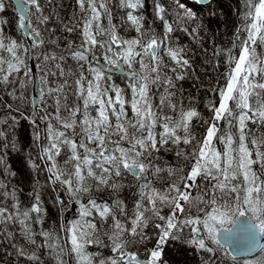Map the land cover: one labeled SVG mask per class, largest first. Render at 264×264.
<instances>
[{
	"label": "trees",
	"instance_id": "trees-1",
	"mask_svg": "<svg viewBox=\"0 0 264 264\" xmlns=\"http://www.w3.org/2000/svg\"><path fill=\"white\" fill-rule=\"evenodd\" d=\"M260 2L36 0L28 10L39 38L30 39L40 91L34 108L29 41L12 0H0V264H79L64 222L72 202L85 226L84 264H137L126 263L128 255L264 264V244L253 257L233 258L215 238L242 211L264 235L259 72L247 106L232 93L220 112L211 140L220 164L200 161L243 49L253 64L264 55V17L249 34ZM114 30L131 47L132 78L96 63L115 67ZM112 93L125 100L102 110L98 97ZM103 148L116 156L101 155ZM123 161L141 164L139 175Z\"/></svg>",
	"mask_w": 264,
	"mask_h": 264
},
{
	"label": "water",
	"instance_id": "water-1",
	"mask_svg": "<svg viewBox=\"0 0 264 264\" xmlns=\"http://www.w3.org/2000/svg\"><path fill=\"white\" fill-rule=\"evenodd\" d=\"M199 4H206L209 0H194ZM13 6L17 14L21 17V28L25 38L29 41V50H30V69L33 77V88H32V102L34 108H37L40 98L39 84L36 75L35 65L33 61V56L31 52V40L34 43L39 42V38L36 32L31 31L28 26V10L31 4H35L36 0H12ZM254 27L253 24H250V32L253 33ZM119 37L116 30L113 31L111 37V43L113 47V53L115 58H119L118 46L120 45V40H117ZM115 38L116 41L113 39ZM149 51L152 55L153 61L155 62L156 51H157V42L153 40L148 45ZM97 65L106 73L117 74V75H126L129 78H132L135 74L134 72L126 69L121 62L118 63L116 67L108 66L103 64L101 61H96ZM260 75L264 76V55L260 61V66L258 70ZM101 155L108 156L111 155L115 157V153L111 150L101 149ZM124 170L131 176L137 177L142 170V165L135 162L123 161ZM77 212V205L75 202H72L70 207L66 210L64 214L65 224L74 217ZM215 238L217 242L225 247L228 253L233 258H245L255 256L263 247L264 244V235L262 225L255 222L251 216H249L245 211L240 212L235 218L234 222L229 228L220 227L215 232ZM126 263L136 262L137 264H159L155 259L149 261L147 259H141L139 257H132L128 255L125 260Z\"/></svg>",
	"mask_w": 264,
	"mask_h": 264
},
{
	"label": "rangeland",
	"instance_id": "rangeland-1",
	"mask_svg": "<svg viewBox=\"0 0 264 264\" xmlns=\"http://www.w3.org/2000/svg\"><path fill=\"white\" fill-rule=\"evenodd\" d=\"M264 17V0H261L260 4L258 5L255 13H254V20L252 21L254 31L251 34L257 33L260 30L261 27V21ZM115 41L116 39L113 38ZM117 40H120V45L118 46L117 50L119 53V58H121L122 63L125 65V68H127L129 71L133 72L131 68V62H132V53H131V47L128 45V43L123 42L121 37L119 36ZM249 57V46L246 45V48L243 49L241 56L239 60L237 61L235 67L232 70V76L229 83V86L223 96V99L220 103L219 108L215 111L216 116L215 120L210 126L205 143L203 144V149L200 154V161H211L215 166L220 164V161L222 159L221 153L216 152V150H213L211 148V140L213 137V134L217 128V120L220 115V112L226 108L228 99L231 96L232 93H236L237 96L243 100V104L246 107V98L250 91L252 90V85L254 83V76H256V73H258L260 63H250L248 60ZM115 62V66H116ZM94 94H96L95 90H92ZM112 97H109V95H105L104 97H98V101L100 105L102 106V110H107L112 107V104L114 102L124 101L125 97H123L121 94L118 93H112ZM101 122V121H100ZM102 125V123H101ZM103 131V129H102ZM195 174V171L193 170L190 174V178L186 184L185 191L183 192L180 200L176 203L174 211L171 213L169 218V223L166 225L163 234L161 236L160 242L158 244V250L161 249L163 242L171 228L170 223L172 222L173 218L177 215V213L181 210L184 201L188 195V191L191 184V178ZM76 203V202H75ZM77 205V212L74 217H71L69 221L66 223L67 225V232L69 234V238L73 243V247L75 251L78 253V263L84 264V253L83 248L81 247L84 240V234H85V226L82 223V217L78 211L79 204ZM79 213V216H78ZM153 258H155L153 256ZM156 259V258H155Z\"/></svg>",
	"mask_w": 264,
	"mask_h": 264
},
{
	"label": "flooded vegetation",
	"instance_id": "flooded-vegetation-1",
	"mask_svg": "<svg viewBox=\"0 0 264 264\" xmlns=\"http://www.w3.org/2000/svg\"><path fill=\"white\" fill-rule=\"evenodd\" d=\"M115 61H116V64H117V65H118L119 62L122 63L121 58H116ZM122 64H123V63H122ZM117 65H116V66H117ZM116 66H115V67H116ZM123 66L125 67L124 64H123ZM126 69H127V68H126ZM154 259H155V258H153V255H151V256L149 257L148 260H149V261H152V260H154Z\"/></svg>",
	"mask_w": 264,
	"mask_h": 264
}]
</instances>
